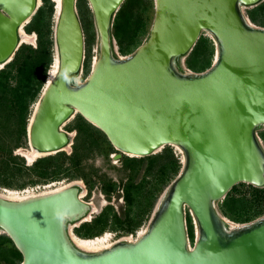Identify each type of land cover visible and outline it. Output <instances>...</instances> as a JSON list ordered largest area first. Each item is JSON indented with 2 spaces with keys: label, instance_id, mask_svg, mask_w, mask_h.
<instances>
[{
  "label": "water",
  "instance_id": "95a60500",
  "mask_svg": "<svg viewBox=\"0 0 264 264\" xmlns=\"http://www.w3.org/2000/svg\"><path fill=\"white\" fill-rule=\"evenodd\" d=\"M40 1L0 0V69L14 59ZM125 1L88 0L99 54L82 81L78 0H62L53 27L59 68L34 108L29 146L45 155L65 151L74 142L63 125L79 113L107 136L115 160L179 148V174L135 239L96 251L77 246L68 224L92 207L79 183L21 199L0 193V232L22 254L21 264H264V215L234 224L218 206L240 183L264 187V26L245 11L264 0H155L148 37L120 55L113 27ZM204 32L216 45L212 65L183 70L179 59Z\"/></svg>",
  "mask_w": 264,
  "mask_h": 264
},
{
  "label": "trees",
  "instance_id": "16d2710c",
  "mask_svg": "<svg viewBox=\"0 0 264 264\" xmlns=\"http://www.w3.org/2000/svg\"><path fill=\"white\" fill-rule=\"evenodd\" d=\"M44 1L47 3L50 0ZM52 11L53 9L50 13ZM45 12V7L41 8L26 26L28 31H36L38 33L39 45L37 47L31 44L21 45L14 59L0 69V185L13 189H24L29 183H33L34 185L46 184L58 181L63 177H68L72 180L77 178L84 179L91 189L94 181L84 173L78 172L82 167L81 165L84 166L82 164V158L87 154V152L84 153L85 155L81 154L78 147H75L74 152L71 154L60 151L55 154L40 157L32 165H26L24 161L18 164L16 162L18 155H14V151L24 146V139L28 138L29 121L34 107L40 99L45 84L47 83L50 71L49 67L53 63L49 49L54 45V29L51 26V19H47ZM131 22V15L126 13L122 8L116 17L117 32L119 33L123 30L129 31V28L132 27ZM47 29L50 30L48 31ZM52 33L53 39H49V43L52 45L49 46L45 43L44 38ZM45 50H48L47 61H44ZM80 118L81 122L75 129H78L80 135L84 134L83 142L86 145V150L89 151L91 149L90 146L96 144L99 146L100 144V137H94L89 133L94 132V129L100 132L102 131L82 116ZM106 142L110 149L108 150L107 148L105 153L109 154L114 152V147L110 141L107 139ZM101 144L103 145V143ZM146 159H150V167L147 169V173H151L155 165L158 166V170L154 172V175L159 176V183H161L162 190L168 180L172 178L170 173L175 172L176 174L178 172V175L182 168V163L179 162V158L171 146H166L160 153L145 157L124 156L120 161L128 168H131L130 180L124 186V190L126 191L124 197L128 204L127 210L124 213H120L113 206L107 207L91 222L83 223L76 229L79 236L86 238L99 236L109 227L115 230H119L120 228L126 231L136 230L143 220L141 215L142 211L135 213V215H132L131 211L136 203H139L143 197H146L145 193L148 189H146L144 181L138 183L134 179L135 174L138 172L135 165L137 161L143 162ZM26 178L28 180L22 181V179ZM175 178L171 179L169 184ZM105 182L103 190L110 199L112 193L117 191L118 184L113 179ZM243 187H245V190L242 189ZM220 209L225 216L237 222L244 223L254 220L264 215V187L240 183L233 187L227 197L220 202ZM189 219L191 221V217ZM189 232L190 237L193 238V225L190 226ZM2 252H7L8 256L13 255L14 257H18L19 255L22 257V254L14 246L12 240L4 234L0 235V253Z\"/></svg>",
  "mask_w": 264,
  "mask_h": 264
},
{
  "label": "rangeland",
  "instance_id": "374dc122",
  "mask_svg": "<svg viewBox=\"0 0 264 264\" xmlns=\"http://www.w3.org/2000/svg\"><path fill=\"white\" fill-rule=\"evenodd\" d=\"M261 4H263V6H261ZM261 4L254 6V7H247L245 8V11H246V14L251 18V20L254 23H256L257 25L264 26V1ZM55 6H56V0H50L47 3L44 0H41L40 6L37 10L38 12L41 8L45 7L46 17L47 19L49 18L51 19L52 28L54 27V24H55ZM122 8L123 10L126 11V13H129L131 15L132 27L129 28L130 32L128 30L127 31L123 30L118 33L117 32L118 29L116 26V17H117L116 15L115 20H114L113 32L115 36L116 48H117L118 53L120 55H126V54H129L133 49H136L138 45H141L148 37L149 31L151 29V26L153 24L154 17H155V0H126L123 3L120 10ZM52 9L53 11L52 13H50ZM78 11H79L80 19L82 21L84 34H85V42H86L84 66H83L82 71L79 73L80 80L83 81L92 70L95 57H97L99 54V45H98V32L96 29L94 15H93V12L89 5L88 0H78ZM119 11L117 12V14L119 13ZM49 15L50 17H48ZM29 23H27L23 27V30L25 34L33 35V39L31 41H21L22 43L21 45L31 44L32 46L37 47L39 45V35L36 31H28L26 29V26ZM47 30L49 31L50 29H47ZM49 39H53V33L50 35H47L44 38L45 43L51 46L52 44L50 45ZM49 50L52 55L53 63L51 64L53 65L55 61V52H56L55 42H54V45H52ZM44 56H45L44 61H47L48 50L44 51ZM215 56H216L215 41L213 40V38L211 37L209 33L204 32L201 38L198 40L194 49L188 55H186L185 57H181L179 59L180 60L179 65L183 70L200 71V70L207 68L209 65H211V63H213L215 59ZM194 63L196 64L194 65ZM52 65H50L49 67L50 69L52 68ZM80 117L81 115L79 113H76L70 120H68L63 125V128L66 131L74 132V136H73L74 143L72 144L71 149L70 150L65 149V152L67 154H71L72 152H74L75 147H78L79 152L83 155H85L84 153L87 152V154L82 158V164H84V166L81 165L82 167L78 170V172L84 173L87 177H89L92 181H94V185L90 189L84 179L82 178H77V179H82L85 183L86 191L84 192V200L95 203L97 208L92 214L90 220L70 222L68 224L70 228L71 227L73 228L72 230L75 234H77L76 229L79 228L83 223L91 222L98 214H100L104 209H106L109 206H113L115 210L119 211L120 213H124L127 210L128 204H127L126 198L124 197V194L126 192L124 190V186L130 180L129 177L131 173V168H128L126 165H124L122 161L115 160L113 158V154L117 152L115 148L113 150L114 152L109 153V154L105 153V150H107V148L109 150L110 148L108 147L109 145L106 142L108 138L107 136L105 137V135L102 132L94 129V132L89 133L90 135L94 137H98V138L100 137L99 138L100 144L99 146H97V144L92 145L90 146L91 149L89 151L86 150V147H85L86 145L83 142L84 134L80 135L78 129H75L78 126V124L81 122ZM258 133L264 142V126L258 130ZM101 143H103V145ZM24 147L26 149L30 148L28 138L24 139V146H22L21 148H24ZM171 147L173 151L175 152V154L177 155V157L179 158V162L182 163L183 153L181 152V150L175 146H171ZM18 150L19 148L14 151V155H18V157L16 158V162L18 164L24 161L26 165H32L35 162V160L33 162H28L26 158L23 157L21 153L18 152ZM163 150L164 148L160 152H162ZM43 156H40V157H43ZM135 167L137 168L138 172L135 174L134 179L138 183H141L142 181H144L146 189H148V191L145 193L146 197H143L139 203H136L133 206L131 214L135 215V213L142 211L141 215L143 217V220H142V223L134 231H126L125 229H121V228L119 230H115L109 227L102 234H100V235H103V234L109 233L110 238H111L110 240L112 242H115L122 238L135 239L140 234L141 230L144 229V227L145 229L147 228L159 197L164 192V190L167 188L170 180L175 178L178 173V172L176 174L175 172L170 173L172 178L168 180L167 184L162 190L161 183H159V176L154 175V172L158 170V166L155 165L152 168V172L147 173V169L150 167V159H146L143 162L137 161ZM109 179H113L118 184L117 191L112 193V196L110 199L108 198V196L103 190L105 183H106L105 181H109ZM23 180H28V178L22 179V181ZM71 181L72 179H69L68 177H63L60 180L56 181L57 185L53 184L52 185L53 187L51 186L50 188L49 187L46 188L43 186L41 190L43 192L50 190V189L53 190L52 188H56L62 184H66ZM33 185H34L33 183H29V185L26 187H30ZM5 188H8V187H4L3 185L2 186L0 185V192L4 191ZM242 189L245 190V187H243ZM13 190L23 191V189H18V188H15ZM155 194H157L156 197H155ZM218 206L220 207V202L218 203ZM189 217H191V221ZM227 218L230 219L229 217ZM187 219H188L189 229H190V226L193 225L194 237L191 238V240L194 241V238L196 236L197 226L189 210H187ZM230 220L234 224L243 223L240 221L238 222L234 221L232 219ZM124 223L126 224V222ZM2 234L3 233L0 232V235ZM9 246H11V244H9ZM21 262H22V257H20L19 255L18 257H14L13 255L8 256L7 252L0 253V264H21Z\"/></svg>",
  "mask_w": 264,
  "mask_h": 264
},
{
  "label": "bare ground",
  "instance_id": "6f19581e",
  "mask_svg": "<svg viewBox=\"0 0 264 264\" xmlns=\"http://www.w3.org/2000/svg\"><path fill=\"white\" fill-rule=\"evenodd\" d=\"M61 8H62V0H56V6H55V23H56V20L58 18V15H59V13L61 11ZM32 39H33V35L25 34L24 33V30L22 28L21 29V41H31ZM96 59H97V57H95V60L93 62V65H94ZM58 68H59V56H58V52H57V49H56V52H55V61H54V64L52 65V68L49 71L47 81H50L56 75V73L58 71ZM77 80H80L79 75L77 77ZM72 136H74V132H72ZM65 149L70 150L71 149V145L66 146ZM18 152L21 153V155L23 157H25L28 162H33L38 157L43 156V155L46 154V153H42V152H40L38 150L32 149L31 147L28 148V149H26L25 147L24 148H19ZM72 183H79V184H82L84 186L82 188V191H81V196L84 199V192L86 191V187L83 184L84 181L82 179H73L69 183L62 184V185H60V186H58L56 188H52L53 190H51V189L50 190L51 191H55V190H58L60 188L66 187V186H68V185H70ZM50 190H47V191H50ZM0 193L1 194H4V195H6V196H8L9 198H12V199H21L24 196H27L29 194L28 192H25V191L22 192V191H19V190H13L11 188H5V190L2 191V192H0ZM90 203L92 204L91 211L89 212V214H87L83 218V220H90L92 214L94 213V211L97 208V206H96L95 203H92V202H90ZM72 229H73L72 227L71 228L69 227V230H70V233H71V236H72L73 241L76 243L77 246H79L80 248H82L84 250L96 251V250H99V249L108 247V246H110L113 243L110 240L111 238H110V234L109 233H106V234H103V235H99V236L97 235V236L92 237V238H86V237L78 236L77 234H75L73 232ZM144 231H145V227H144L143 230H141L140 233H143Z\"/></svg>",
  "mask_w": 264,
  "mask_h": 264
},
{
  "label": "built area",
  "instance_id": "2783aa9c",
  "mask_svg": "<svg viewBox=\"0 0 264 264\" xmlns=\"http://www.w3.org/2000/svg\"><path fill=\"white\" fill-rule=\"evenodd\" d=\"M57 182H50V183H46V184H37V185H33L30 187H26L23 189L22 192H28V195H32V194H37V193H42V188L44 187H51L53 184H56Z\"/></svg>",
  "mask_w": 264,
  "mask_h": 264
}]
</instances>
